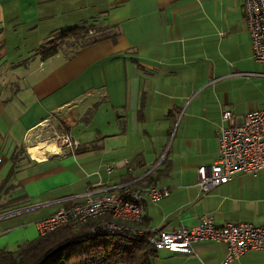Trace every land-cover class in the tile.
<instances>
[{
    "label": "crops",
    "instance_id": "0c3cea01",
    "mask_svg": "<svg viewBox=\"0 0 264 264\" xmlns=\"http://www.w3.org/2000/svg\"><path fill=\"white\" fill-rule=\"evenodd\" d=\"M240 4L0 0V212L39 204L0 218L1 249L40 236L36 221L59 206L46 201L103 184L168 188L157 201L143 197L142 227L171 230L201 216L215 224L264 223V169L236 173L206 193L196 184V168L210 166L217 154L222 108L230 109L224 124L232 126L264 106V63L251 56ZM85 23L118 33L77 48L72 57L32 55L49 34ZM51 117L57 127L68 126L62 132L73 134L79 147L92 148L44 155L31 149L15 187L5 191L12 151L26 147ZM225 251L223 242L201 240L186 252L159 249L152 264H223ZM227 264H264V250Z\"/></svg>",
    "mask_w": 264,
    "mask_h": 264
},
{
    "label": "built area",
    "instance_id": "2783aa9c",
    "mask_svg": "<svg viewBox=\"0 0 264 264\" xmlns=\"http://www.w3.org/2000/svg\"><path fill=\"white\" fill-rule=\"evenodd\" d=\"M244 20L248 30L251 56L264 63V0H242ZM232 116L224 106L220 113V125L215 131L218 143L217 154L210 166L196 168L197 187L202 193L211 187L223 184L236 173H255L264 169V106L244 114L240 124L227 126L224 121ZM223 123V124H222ZM25 151L35 147L42 155L73 153L79 141L70 132H52L31 135ZM40 140V141H39ZM34 143V144H33ZM47 145H50L47 147ZM109 172L111 167L105 166ZM168 188L148 183L143 188H133L128 183L117 185H96L80 194L52 198L46 203L58 202L59 206L47 217L36 221L39 235L54 231L60 226L83 224L88 220L101 218V227L111 234L148 233L147 243L156 250L186 252L192 244L201 240L223 242L226 246L221 263L227 264L251 250H264V223L226 222L215 224L210 216H201L193 225H179L171 230L138 226L142 219L144 199L157 201L167 196ZM70 201L68 205L62 204ZM61 202V203H60ZM26 204L0 212L6 218L38 207Z\"/></svg>",
    "mask_w": 264,
    "mask_h": 264
},
{
    "label": "trees",
    "instance_id": "16d2710c",
    "mask_svg": "<svg viewBox=\"0 0 264 264\" xmlns=\"http://www.w3.org/2000/svg\"><path fill=\"white\" fill-rule=\"evenodd\" d=\"M117 33L114 26L91 23L64 26L49 34L32 55L43 60L63 52L72 57L77 48L101 39H113ZM92 111L87 110L81 119L86 122ZM57 131H68V126L63 124ZM91 148L92 145H78L73 153ZM9 160L11 165L2 182L5 191L15 187V173L30 161L25 146L16 147ZM101 221L97 218L73 227L63 225L13 249L0 248V264H152L157 250L147 243L148 233L111 234L101 227Z\"/></svg>",
    "mask_w": 264,
    "mask_h": 264
},
{
    "label": "rangeland",
    "instance_id": "374dc122",
    "mask_svg": "<svg viewBox=\"0 0 264 264\" xmlns=\"http://www.w3.org/2000/svg\"><path fill=\"white\" fill-rule=\"evenodd\" d=\"M227 1V3H231V1H233V0H226ZM240 2H242V0H239ZM242 4V3H241ZM240 4V5H241ZM240 8H241V6H240ZM241 10H242V8H241ZM244 14V13H243ZM78 113V112H77ZM75 114L73 117H75V119H76V121H80V115H78V114ZM59 121H58V119H56L55 117H51V118H49V120H47V122H45L44 124L45 125H43L41 128L39 127L36 131H35V133H37V132H40V133H42V135H50L52 132H55V133H60V132H57V130H56V127L58 126V123ZM34 133V134H35ZM32 136H33V133L31 134ZM40 141V140H39ZM29 142H30V144H32V142H33V139H30L29 140ZM34 144V143H33ZM34 151V150H33Z\"/></svg>",
    "mask_w": 264,
    "mask_h": 264
},
{
    "label": "bare ground",
    "instance_id": "6f19581e",
    "mask_svg": "<svg viewBox=\"0 0 264 264\" xmlns=\"http://www.w3.org/2000/svg\"><path fill=\"white\" fill-rule=\"evenodd\" d=\"M49 146H50V145H47V147H49ZM31 149L34 150V151H36V152H38V153H40V151L37 150V148L32 147V148H29V149H28V153L30 154V156L32 155ZM31 158H32V156H31Z\"/></svg>",
    "mask_w": 264,
    "mask_h": 264
}]
</instances>
